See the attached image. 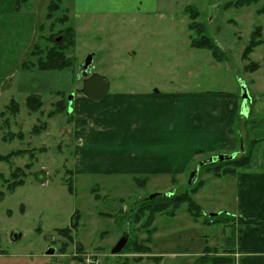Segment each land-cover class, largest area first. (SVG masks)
I'll list each match as a JSON object with an SVG mask.
<instances>
[{"label": "rangeland", "instance_id": "rangeland-1", "mask_svg": "<svg viewBox=\"0 0 264 264\" xmlns=\"http://www.w3.org/2000/svg\"><path fill=\"white\" fill-rule=\"evenodd\" d=\"M50 1L55 0H0V154H21L0 160V173L11 181L13 168L25 172L24 183L12 191L0 178V264H237L236 255L229 254H236L238 230L245 225L236 211L238 169L216 176L209 165L220 154L232 155L222 161L239 156L249 139L258 140L251 160H264V0L243 5L237 0H138L142 15L116 12V4L127 11L132 6L128 0H80L78 11L73 0H60L59 10L51 15ZM187 6L198 12L195 21L217 45L220 60L208 49L191 46L198 35L189 27L192 12L185 10ZM64 7L67 13L62 15ZM105 9L112 12L101 13ZM67 25L76 33L74 45L65 51L71 66H35L36 51L50 46L51 34ZM256 27L261 42L243 59ZM32 49L35 52L30 53ZM89 54L93 71L110 82L108 95L156 88L162 93L204 95L202 99L234 96L247 109L233 125L241 132L243 149L238 141L234 148L224 149L217 124L215 132L207 131L199 99L192 103V112L200 116L198 145H209L200 147L181 173L148 172L149 164L142 160L147 144L139 135L140 117H128L127 133L118 134L109 126L106 134L88 135L84 148L97 163L79 167L71 112L75 96L68 98L79 94L76 90L83 84L78 67ZM252 63H257L256 69H248ZM242 85L249 99H242ZM29 95H38L43 102L36 112L26 105ZM10 101L18 103L17 112H4ZM57 101H68L67 110L48 117ZM176 117L178 113L166 111L168 127ZM133 122L136 129L130 127ZM177 130L175 123L172 131L181 132ZM29 157L32 164L26 167ZM209 158L214 160L200 165L189 184L193 168ZM155 192L187 202L150 211L143 207L146 201H165L146 198ZM67 227L71 239L61 235ZM125 229L129 234L125 247L112 254L111 247ZM12 233L21 235L14 238ZM51 246L54 254H44ZM220 258L228 262L220 263Z\"/></svg>", "mask_w": 264, "mask_h": 264}, {"label": "crops", "instance_id": "crops-1", "mask_svg": "<svg viewBox=\"0 0 264 264\" xmlns=\"http://www.w3.org/2000/svg\"><path fill=\"white\" fill-rule=\"evenodd\" d=\"M113 1L117 0H106V2ZM128 1L132 4V8L123 11L116 4L114 6L116 12L144 14V9L136 8V4H139L138 0ZM150 1L156 3V0ZM81 3L80 0H73L75 11H78L77 6ZM90 12L94 11L90 10ZM110 12L112 11L109 9L101 11L104 14H110ZM108 94L109 88L99 99H93L83 92L74 95L75 100H73L71 112L75 117L73 121L76 126V141H78L76 149L80 153L75 160L79 167L80 165L95 166L97 163L84 148L88 135L94 138L97 134H106L110 130H104L109 126L112 131L115 130L118 134L127 133L124 125L127 123L128 117H140L142 131L139 135H142L141 141L145 145L147 144L142 149L145 151V157L142 160L149 164L148 172L181 173L197 151L201 149L200 147L209 145L207 143H203L204 146L198 145L197 126H199L200 116L192 112V103H196L199 99L203 104L200 107L204 111L202 117L205 115L202 123L207 131L215 132L217 124L218 138L219 141L224 142L223 148L231 149L237 145L241 132H238L237 129L234 131L233 125H235L236 119L241 116V101H237L232 95L223 99L221 96H209V99H202L204 95L199 96L182 91L162 93L156 88L154 91L150 88L145 92L122 91ZM167 110L172 115L178 113V117L174 118L169 127L166 122ZM175 123L178 125L177 131L181 132L172 131ZM130 127L136 129L137 125H134L133 122V124L130 123ZM206 133L203 136L205 140L208 138V132ZM133 157L131 156V158ZM263 162V159L259 163L253 158V161L239 167L236 176H234L238 186L236 211L244 217H256L261 220L253 225L245 224L238 230L235 242L236 254H229L236 255L237 264H264V169L259 166H264ZM242 254L245 256L240 259ZM254 254H258L260 257H251Z\"/></svg>", "mask_w": 264, "mask_h": 264}, {"label": "trees", "instance_id": "trees-1", "mask_svg": "<svg viewBox=\"0 0 264 264\" xmlns=\"http://www.w3.org/2000/svg\"><path fill=\"white\" fill-rule=\"evenodd\" d=\"M20 1V0H19ZM258 0H237L238 5H243V4H250L253 2H256ZM18 3V2H17ZM19 4V3H18ZM60 7V0H55V1H50V3L47 6V11L48 13L52 12L54 13L55 11L59 10ZM190 8L191 12L189 14L191 19V22L189 24V27L191 29H193L194 31H196V35H198V37H194L191 39V46L194 48H205L208 49L211 53V55L216 58L217 60H220L222 58V56H220V54L218 53L219 51L217 50V45L213 42V40H211L209 37H207L204 32H203V27L201 25V23H197L195 20L198 17V12L195 11L192 7L187 6L185 8L186 11H188ZM194 10V11H193ZM264 10V7L261 9V11ZM63 13L62 15H65L67 13L65 7L63 8ZM66 20V19H65ZM41 26V25H40ZM56 34V35H55ZM75 30L67 25L65 27H63V29L57 31L54 34H51L50 38H51V45L47 46L44 48H39V50H37L36 52L39 53L37 55V58L34 62L35 66H37L40 69H63L66 67L71 66L72 64V59L70 57H68V55H66L65 51L71 46L74 45L75 42ZM56 37H55V36ZM58 36V37H57ZM260 37V28L256 27L252 34H251V38L250 41L248 42V44L244 47L243 51H242V58L243 59H247L248 58V54L250 52H252L253 48L259 44L261 42V40L259 39ZM60 38L61 40L56 42V39ZM49 39V36H48ZM37 47V44H33V47ZM35 52V50H31L30 53ZM26 65V64H25ZM257 63H252L249 64L248 69H256L257 68ZM64 103L68 104V101H64ZM64 103L61 102H55L54 103V107L52 111H49V113L47 114L48 117H52L58 113H62L64 111L67 110V105H66V110H65V105ZM26 105L29 109V111L31 112H36L37 110L40 109V107L43 105V102L41 100V98L38 95H29L26 98ZM19 109L18 103L16 101H10L5 109V111H9V112H17ZM258 140L256 139H249L248 143L246 144V147L244 146V152H242L239 156L231 159V160H225V161H219L216 160L215 162L211 163L209 165L210 170H212V173L216 176H221V175H226V174H234L235 173V169L244 166L246 164H248L251 160V155H252V147L253 145L257 142ZM249 145V146H248ZM10 154L9 156L7 155H1L0 154V160L2 161H9V159L14 155V156H18L19 154L17 153V151H13L8 153ZM21 155V154H20ZM19 155V156H20ZM30 158V162L26 164V167H30L32 164V160L33 158ZM22 176H25V172L22 171L21 167H15L12 169V173L10 174V179L11 181L8 180V178H5L4 175L2 173H0V178L3 179L5 182H7V189L12 191L13 189H15V187L21 185L24 183V179L22 178ZM69 190H71V187L69 186ZM2 192H0V198L2 197ZM165 193H159L157 196L163 198L165 201L164 202H156L157 198L154 201H146V205H143L144 208L149 209L150 211L154 210V212H161L162 210H166L165 207L170 206L173 208H175L177 205H179L182 202H187L186 200L184 201V199L177 198L176 197H166L167 195ZM78 213L74 212L72 213L71 216V220L73 223H75L77 220H73V218L77 217ZM239 223L240 224H250V223H258L255 220H252L251 218H246L243 215L239 216ZM71 226V225H70ZM77 225H73L71 228H75ZM70 228V229H71ZM69 227H67V229H64L62 231L66 232V234L64 232H62L61 235H66L68 236L69 239H71L70 237V232H69ZM208 249V248H205ZM209 261V260H207ZM206 261V262H207ZM226 259H221L220 258V263H226ZM228 262V261H227Z\"/></svg>", "mask_w": 264, "mask_h": 264}, {"label": "water", "instance_id": "water-1", "mask_svg": "<svg viewBox=\"0 0 264 264\" xmlns=\"http://www.w3.org/2000/svg\"><path fill=\"white\" fill-rule=\"evenodd\" d=\"M60 41V38H57L56 39V42ZM91 65H92V55L89 54L87 55L85 58H84V61L81 65V68H82V73L79 74V76H86L88 74V72L90 71L91 69ZM109 88V82L108 80L106 79V77L100 75V74H97V73H93L89 76L86 77V79L83 81V85L82 87L79 89L81 92H83L85 95L93 98V99H99L101 98L108 90ZM241 97L243 100L245 99H249V95H248V92H247V89L244 85L241 86ZM73 98V93L71 96H69L68 100H71ZM240 114L242 115H246V105L245 106H241L240 107ZM230 158L232 157V155H217V158L218 160H223L225 158ZM213 159L212 158H209V159H206V160H203V161H200L198 165H196L193 170L191 171L190 173V176H189V181L188 183L189 184H193L194 181H195V177L197 175V170H198V167L200 165H203L205 163H209L211 162ZM159 193H151L149 194L146 198L147 199H152L154 197H156ZM20 233H18V235L14 234L13 237H17L19 236L20 237ZM128 230H124L122 235L120 236V238L114 243V245L111 247L110 249V252L112 254H118L122 251V249L125 247L126 243H127V240H128ZM55 252V249L54 247H49L45 252L44 254L46 255H52L54 254Z\"/></svg>", "mask_w": 264, "mask_h": 264}, {"label": "flooded vegetation", "instance_id": "flooded-vegetation-1", "mask_svg": "<svg viewBox=\"0 0 264 264\" xmlns=\"http://www.w3.org/2000/svg\"><path fill=\"white\" fill-rule=\"evenodd\" d=\"M83 61H84V60H83ZM82 63H83V62H82ZM82 63H81V64L79 65V67H78V68H79V72H80V74L82 73V68H81ZM92 68H93V67H92V65H91V69H90V71L88 72V74H87L86 76H81V77H80V80H81L82 84H83V81L86 79L87 76H89V75H91V74L94 73V71H93ZM81 87H82V86H81ZM81 87H80V88H81ZM80 88H78V89H80ZM78 89L76 90V92L78 91ZM240 147H241V144H240ZM213 160H214V159H213ZM213 160H212V161H213ZM217 160H218V158H217ZM212 161H211V162H212ZM12 235H14V233H12Z\"/></svg>", "mask_w": 264, "mask_h": 264}]
</instances>
